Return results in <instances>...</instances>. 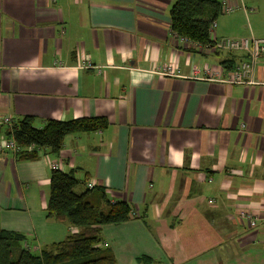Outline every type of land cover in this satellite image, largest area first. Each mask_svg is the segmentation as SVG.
I'll use <instances>...</instances> for the list:
<instances>
[{
  "label": "crops",
  "instance_id": "crops-1",
  "mask_svg": "<svg viewBox=\"0 0 264 264\" xmlns=\"http://www.w3.org/2000/svg\"><path fill=\"white\" fill-rule=\"evenodd\" d=\"M174 2L0 0V113L33 116L37 127L109 122L35 159L0 151V229L23 234L28 248L80 230L47 216L57 166L134 207V218L103 226L117 264H264V56L259 83L223 81L246 53L182 40L171 29ZM245 13L221 18L216 38L243 36L235 28Z\"/></svg>",
  "mask_w": 264,
  "mask_h": 264
},
{
  "label": "trees",
  "instance_id": "trees-1",
  "mask_svg": "<svg viewBox=\"0 0 264 264\" xmlns=\"http://www.w3.org/2000/svg\"><path fill=\"white\" fill-rule=\"evenodd\" d=\"M223 13L224 6L219 0H175L170 8L171 29L187 42L209 51L205 46L213 47L216 40L211 26ZM221 63L231 69L235 60L225 58ZM108 124L104 116L50 118L37 127L33 116H24L5 133L20 145L17 153L20 158L35 159L43 148L60 152L69 134L102 130ZM47 216L80 230L34 251L23 244V234L0 229V264H117L113 250L102 243L103 226L129 221L135 217V210L127 201H112L105 187H89L77 178L75 171L54 167L50 174Z\"/></svg>",
  "mask_w": 264,
  "mask_h": 264
},
{
  "label": "built area",
  "instance_id": "built-area-1",
  "mask_svg": "<svg viewBox=\"0 0 264 264\" xmlns=\"http://www.w3.org/2000/svg\"><path fill=\"white\" fill-rule=\"evenodd\" d=\"M224 6L225 13L235 12L237 9L243 8L246 10V6L243 0H236V3H231L229 0L222 1ZM217 22H214L211 26V32L215 38L214 46H205L206 49L213 50H223V51H242L245 52L248 56V59L242 61L230 74L227 78L222 79L225 82L229 83H238V84H256L259 83L254 80L253 72L256 63L258 60L264 56V38L251 37V38H232V37H221L220 39L215 36V28ZM179 37V36H178ZM184 41L188 39L180 37ZM83 67H93V65L88 61H83ZM217 71L212 68H207L206 73L209 76H213ZM164 74H171V66L165 67L163 72ZM15 120L12 119V116L1 114L0 113V126L12 127ZM21 150L20 145L17 143L13 136H0V151H13L18 153ZM57 167V166H55ZM89 187H94V184L90 183ZM242 216L248 219L249 225L251 227L256 226V218L247 211L242 212ZM107 246L108 244H104Z\"/></svg>",
  "mask_w": 264,
  "mask_h": 264
},
{
  "label": "rangeland",
  "instance_id": "rangeland-1",
  "mask_svg": "<svg viewBox=\"0 0 264 264\" xmlns=\"http://www.w3.org/2000/svg\"><path fill=\"white\" fill-rule=\"evenodd\" d=\"M246 6V11H249V14L238 16L235 32L241 33L243 36H225L232 38H251L257 37V35L264 36V1L260 0L261 11L259 13L253 14L250 12L251 3L253 0H243ZM239 11H243V8L238 9ZM236 10L232 13H223L216 20L218 23L220 19H226L233 15H239V11ZM238 13V14H237ZM253 14V16H252ZM248 15V16H247ZM218 28H215V31Z\"/></svg>",
  "mask_w": 264,
  "mask_h": 264
}]
</instances>
